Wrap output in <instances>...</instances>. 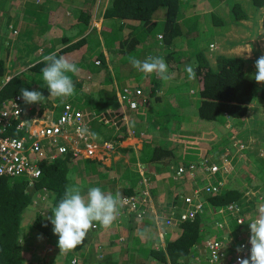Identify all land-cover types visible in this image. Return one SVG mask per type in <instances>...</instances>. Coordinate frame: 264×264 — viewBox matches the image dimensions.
I'll return each mask as SVG.
<instances>
[{
    "label": "trees",
    "instance_id": "16d2710c",
    "mask_svg": "<svg viewBox=\"0 0 264 264\" xmlns=\"http://www.w3.org/2000/svg\"><path fill=\"white\" fill-rule=\"evenodd\" d=\"M63 1L70 2L68 8L71 9L72 14L75 13V15H77L78 19H76L75 16L70 15L69 20H76L75 23L79 24L81 29L75 33L61 30L60 20H58V18H61V15H59L60 13H55V19L52 20V27H50L51 24L49 23L40 28L38 33L33 34V37H37V40L33 42V45L34 49L36 46V48H42L43 51H48L51 48H54L53 52L58 51V56L62 53H68L69 61H78L80 56H84L83 50H80L81 46L84 43H87V40L92 37L91 33L87 34V32H89V25H92V11L87 6H75V3H79L80 0H54V3L62 4ZM88 1L90 0H85V3ZM189 1L190 0L187 2H185V0H109L104 11V17H112L114 20L111 21L109 25H103L101 33L105 38L106 33L104 36L103 31L105 32L104 29L107 28V42L113 39L114 35L112 33H123V37L119 41L118 52L122 53V55H126L130 53L140 41L141 35L138 36L140 30L142 33L147 34L150 33L149 31L152 30L153 27H155L156 21L153 18V12L157 8L164 6L167 8L164 35L165 40L172 45L174 44L175 38L180 36L191 39L193 42L199 41L203 37V33H201L198 21L195 20L188 24V19L183 17L185 6H187ZM217 1L221 2L224 0H215V2ZM263 6L264 0H232L230 13L235 21L251 18L257 23L256 20L259 17L258 15H262L261 11ZM211 16L212 18L209 22L212 25L227 24L224 16L218 14ZM262 16L264 25V13ZM117 19L123 22V32L121 30L122 27L120 26L111 30V26L118 21ZM139 22L144 23L145 27L143 28L142 26L137 29ZM93 28L95 29L94 32L98 34L97 27L93 26ZM24 31H22L21 36L28 33ZM80 33L86 34L80 38L74 39V36ZM22 38H24V36H22ZM4 40V38H0V50L7 44ZM29 45L30 43L27 41L19 43L18 48L22 51V54L19 55L17 61L15 60L12 63V65L17 63L21 64V66L27 65L26 69H18V72H14L13 76L6 81L4 76L5 70L7 69L6 60L3 57H0V78L4 81L0 88V109H3V103L7 99H12L17 95L21 96L20 89L22 88L42 91L38 89V86L34 88L30 86L33 82V78L36 76L38 79L37 85L44 83L43 79H40L42 75L39 73L46 64L42 59L37 61L38 58L36 59V56L30 57L28 54L30 53ZM59 47L60 49L58 50ZM204 47L205 48L202 50L195 52L193 57L194 61L199 64V67L196 69V80L199 84L196 86V89L200 96V101L197 106L198 118L214 122L219 120L225 113L233 118H246L251 111L252 105L258 99L264 100V84L259 86V83L247 73L248 70H254L253 65H246L247 62L245 57L241 55H225L220 53L215 56L216 59L213 61L211 59L213 56H208L207 50L205 49H210L212 53H215V47L209 43H205ZM171 53L165 56V58H171ZM176 57L177 56L175 55L174 58ZM86 58L87 57H84V59ZM97 58L100 59V63L97 64L100 68L110 70L109 63H107L103 53H100ZM93 61L95 62V59H93ZM112 64H116L114 60L112 61ZM173 69L174 68H172V70ZM29 70H34L35 72L33 73ZM100 79L101 77L99 80ZM187 100L188 105H190L192 100ZM20 102L21 105L28 107V104L21 97ZM162 102L164 101L161 97L157 99L159 105H161ZM34 110H36V107L31 108L30 112ZM101 114L106 122L111 120L110 124H112L113 127L116 124L119 126L118 132L115 136H112L115 141L123 140L128 136V126L124 121L121 110L113 111L107 109ZM136 121V119L131 120L129 125L133 130H139L138 127L141 125L139 120L137 123ZM154 124L157 125L158 121ZM257 130H259V128H257ZM13 131L16 130L9 128L8 132ZM259 137L264 139L262 138L263 133L259 134ZM245 143L248 145L251 144L247 140ZM155 145L156 146H153L152 149L151 160H163L162 163L166 165L170 162L169 158L176 153V147H180L179 141L176 140V138H174V140L170 139L165 144H160L158 142L155 143ZM245 146L246 145L243 144L241 149L245 150L248 148ZM254 147H256V145H254ZM229 156L234 158L232 153ZM71 157L72 154L67 153V155L62 158L58 157L52 161L45 162L43 164V175L29 187L27 186L26 180H21L20 182L13 184L7 176L0 175V264H25L26 255L23 245L21 244V213L33 204L35 196L37 197L45 192L46 194L50 193L52 206L58 204L64 194L65 185L71 183V181L67 179L68 173L71 171V168L69 167ZM164 164H147L145 166L147 172L146 177L152 181L153 175H155L154 178L156 179L158 176L168 173L169 171H166L165 168H163ZM262 171H259L260 174L263 173ZM230 177L231 183H228L223 190L221 189L218 192L211 193L203 191L202 195L204 194V197L209 200L211 205L216 207L217 205L227 204L241 199L243 193L241 177L238 174H231ZM143 178L144 177L141 176L136 184L130 182L129 185L124 186L121 195H135L138 192L139 187H142L144 183ZM193 186L198 187L199 184L194 181ZM183 188L188 189L187 186ZM32 189L36 190L32 191ZM175 190L177 189H174L173 191ZM208 214L209 211L205 213V217L203 218L199 213L193 218L180 222V233L174 234V236L167 241L165 249L157 248L153 245L150 247V245L147 246L142 244L146 247L148 256L155 260H159L160 262H166L169 259L172 264H188L191 260H194L198 264H202L204 237L206 233H209L206 228H210L208 225V219L206 218ZM52 215L53 213L50 210L47 212L38 211L37 217L33 221L32 226L41 229L47 235L49 240L55 242L59 238L54 234V226L48 219V217ZM49 227H51V230H49ZM126 236H128V232H125L123 238L125 239ZM124 239L118 241L117 244L122 245ZM118 245L114 247V249L118 247L116 248V251L119 250ZM96 252L97 249L94 248L91 250V255H95V260H97L99 264H104L108 255L104 252V255L101 257L98 256L99 258H97ZM100 252H102V250L99 249L97 254ZM69 259L70 257H68L65 262L68 263ZM133 264L149 263L140 262Z\"/></svg>",
    "mask_w": 264,
    "mask_h": 264
},
{
    "label": "rangeland",
    "instance_id": "374dc122",
    "mask_svg": "<svg viewBox=\"0 0 264 264\" xmlns=\"http://www.w3.org/2000/svg\"><path fill=\"white\" fill-rule=\"evenodd\" d=\"M5 1V0H0V2ZM65 2V1H63ZM18 4V3H16ZM20 8V10H15V12L17 14H22L23 13V6L22 4L18 5ZM57 4L53 5V10L51 12V18L52 20L55 19V13L57 11H61L62 10H57L56 9ZM69 6H64V8H66L68 11H71L70 8H68ZM216 9H218L217 7H213V11H215ZM70 14V13H69ZM73 16L76 17V19H78L77 15H75V13L73 14ZM209 19L212 18L211 14H209L207 16ZM64 18V14L61 18H58V20H60V22H63ZM118 20V19H117ZM99 22V21H98ZM251 22V21H250ZM23 26H22V31L25 30V23H28L27 21H23ZM249 23V22H248ZM252 22L251 24H249L251 27L254 26V29H256L257 27L255 26V23L252 26ZM123 22L121 20H118L113 26H111V30H114L115 28H118L119 26L122 27ZM207 25V31L206 33L209 34V37H206L207 40L208 39H212L213 35L214 37L217 38H224V42H226L227 44L230 45H235L238 43V40L240 39H230L227 37V35L225 34L222 37H218L217 34L215 35L214 29H213V25L211 23H206ZM143 26V28L145 27L144 23L139 22L138 23V27L137 29L141 28ZM164 27V26H163ZM158 27L155 26L153 27L152 30H150V33H154V31H156ZM15 29V28H14ZM18 29V28H16ZM124 26L121 28L122 32H123ZM165 29V27H164ZM1 30L3 31V33H0V38H2V34L5 33L4 28H1ZM106 36H105V42L107 43V28L104 29ZM246 32L247 29H244ZM257 30H259V27L257 28ZM20 31V30H19ZM92 31V29H91ZM109 31V29H108ZM17 31H13L12 34L10 32H6V37L9 38L10 40V46L9 48L6 49L5 52H3L4 57L6 59L7 62V66L11 65V69L8 70L9 71V76H12L13 72H18V70H12V67L14 65L10 64V60L8 59V54H11V57L13 60H18L19 59V55L22 54V51L19 50L18 53L15 56V53H13L14 50L19 49L18 45L20 42L15 44V41H17V39H15V37L21 35L20 33L18 34ZM254 36H256L257 38H259V36L256 34V32H254ZM90 34V32H89ZM220 36L223 35V33H219ZM97 36V34L93 31L91 33V36ZM205 41L207 43H209V41ZM117 41V38H114L112 40L109 41V45H113L115 42ZM223 41V40H222ZM253 46H255L254 48V52L250 55L245 57L246 60V65H253L254 70H248V75L253 77V74L256 72V68H255V63L256 60L261 57L264 56V41L262 40L261 43L257 42L255 43L254 41H252ZM14 45V47H12ZM107 45V46H109ZM12 47V49H10ZM88 45H86L84 47V49H87ZM83 49V50H84ZM258 51H260V54L258 53ZM171 52V51H170ZM97 53H100L99 51H97ZM151 53H154V51H152ZM1 56V54H0ZM7 56V58H6ZM110 56V54H109ZM14 57V58H13ZM175 57V56H174ZM111 59V56H110ZM77 60H72L71 62H75ZM166 62L168 64L169 59H166ZM86 66L89 65V67L93 70H88L90 71L92 74H87V75H81V78L84 76L85 78V82H84V86L83 81L81 82V85H78L77 82H80L77 77L76 74H72L69 73V75L72 77L74 83H75V94L70 96V97H65V98H61V97H52L49 96L50 93L47 89V87L45 86V83L39 84L38 89L42 90L41 92L44 94L45 98L43 99L42 102L40 103H33L30 104L29 106L31 107H36V110H38L37 108H40V112L42 113L44 108L47 109H53L52 110V119L56 120L58 118V115L61 111V108L64 104L65 101H70L75 108L79 107L84 114V118L85 120L88 122V126L90 125L93 133L95 136L99 137L101 136L100 132V127L103 125V123L105 122V119L103 117V115L101 114L103 111L108 109V104H112V107H114L116 105L117 102V98H116V93H115V88L114 87H109L111 85V81L113 80V78H110L109 76L106 77L103 81L106 82L105 83V87L107 88H103L102 89H96V87L98 85H91V89L90 86H88L87 81H90V78L93 76V74L97 73L100 67L98 65H96L94 63L93 60L89 61L88 64H85ZM169 66V70H171V73L174 71L176 73H178V70L181 69H185L186 66V62L183 61V65L180 67H176L175 69H173L174 71H172L170 64H168ZM27 65H22L21 66V70L22 69H26ZM130 67V65L128 63H123L121 65L122 69L128 68ZM18 69H20V67H18ZM106 70V69H105ZM136 70V69H135ZM24 71V70H23ZM30 72H35L34 70H29ZM139 74V73H137ZM42 75V74H40ZM6 78V76H5ZM137 78V79H136ZM132 77L131 80L126 81V82H121L122 80L119 79V82H121V85H130L132 87H135L138 84H141V77L140 76H136ZM184 78V77H181ZM35 79V77L33 78V80ZM42 79V78H41ZM35 81H38V79H36ZM140 81V82H138ZM170 84H167V88H172L173 90H169L166 91L167 92V99L163 100L164 106L158 105L157 103H155V109L157 112V116L160 117L161 123H158L157 125L155 124H149V123H145L143 125L142 129H145L144 131L141 130H137L140 131L137 134L135 132H133L131 130V127H129L131 120H135V119H142L143 114L140 113L139 108L141 107V109H143L144 107H146V103H143L138 109H134V110H130L128 109V112L130 113V116L128 117L127 120H125L127 126H128V136L121 140V141H117L115 147L111 150H105L99 151V155L100 158L101 156L103 157L102 161L105 160V163L108 162L110 159L113 160L114 162H116L115 156L118 155L119 157L121 156V153L123 154V161H125V157L126 155H131L133 154V152H129V149H125V148H129L131 147L132 149H134L133 146L137 145V139L140 138V142L142 140L145 139L146 142V150H143L140 152L139 147H137L136 149L139 151L138 154H136V162L134 164H136V170L132 171L131 168L127 169L128 173V177L130 179V181L133 184H136L139 179L141 178V176H147V172H146V167L144 165L150 164L147 163L145 160H148L149 157L152 158V151L149 147H151L153 149V146H156L155 143H160V144H165L170 140V136L171 134L177 133V135H172L173 138H176V140L179 141V145L180 147L178 148V146L176 147V153L174 154V157L172 156V161H170L169 163H171L172 168L170 167H166L165 170L169 171L168 173L163 174L162 176H158V178H154L155 175H153V182L151 181V179H148L147 183H143L142 187H139L138 192L135 194L136 198L140 201V199L143 196V192H145V189H148L149 193V197L151 198L150 202L148 204H141L140 207L141 209H143V213H141L142 210L138 209L136 211H134V213H132V211H123L120 217H117L116 219V225L113 224V226L111 225L110 227H107L105 230H102L103 226H101L99 224V227L90 231L89 235L91 237H93L95 239V241H93L91 244L95 245V244H99L102 243V245L106 243L108 245H112L110 247L114 248V246L118 245L117 241H118V237L120 235H125V232H128V236L125 237L124 239V243L119 246V250L114 251L113 253H111L110 255L108 253H106L108 255L107 260L105 261L104 264H133L136 262H142L143 259H146L145 254L148 253L146 247L142 244H145L147 246L150 245V247L152 245H154L156 242V238H157V232L159 231L158 229V224L156 223V220L158 218V220L161 222V219L164 218V215L166 213V211L173 206L174 204H177L175 201L178 200H182L181 197L184 194V191H188L189 189H185L183 187L187 186L189 188V185L193 184L192 181H190L189 179H187L186 177L180 176L178 175V172L176 173V170L178 168V165H181V162H187L189 161L191 158H195V156L197 155V153H199L202 149L204 150L203 147L208 146V148L215 146L216 148H212V149H208V151L211 153V156H213L216 160H219L218 157H216L217 155H221L223 153L226 152V150H229V155L232 153L234 155V158L230 157L229 155L225 158H223L224 160L228 159L231 163L230 169L228 171H224V174H218L215 176L216 180L218 179H222L225 182V187L228 185V183H231V174H238L241 177V183H242V189H243V199L244 200H250L253 201L256 196L257 193L260 192H264V190H261L264 188V139H261L259 137V134L263 133V137L264 138V100H260L258 99L251 108L250 113L248 114V116L246 118H233L231 117V121H227L226 119L223 121L222 124H216V122L213 123H207V120L204 119H200L198 118V122H194L193 119L191 118L189 121L184 120V118L179 115V114H175L179 113V106H181L182 108L185 109V115L186 116H190L192 115L194 112L195 114L197 113V106L199 104L200 101V96H199V92L195 87V93H193L192 91L191 94L188 95V91L189 88L187 86V84L184 81L181 80H177V78H172L170 81ZM4 81L2 82L3 85ZM1 84V83H0ZM261 84L264 83H259V86H262ZM2 85L0 86V88L2 87ZM144 89H146V85L148 86V83H146V85H144L143 83L141 84ZM179 85V86H178ZM178 86V87H177ZM177 87V88H176ZM176 88V89H175ZM188 88V90H187ZM47 90V91H45ZM85 90V91H83ZM152 90H154L156 94H159V88H155L152 87ZM196 96L193 98V96ZM188 99L192 100L190 102V105H186L187 101H184V99ZM264 98V97H263ZM114 101V102H112ZM28 104V103H27ZM55 104H57L58 106H55ZM186 105V106H184ZM149 108L146 109V111H148ZM152 112V111H151ZM151 112H149V114L151 115ZM182 113V112H181ZM156 116V117H157ZM139 117V118H138ZM155 117V118H156ZM223 115L221 116L222 119ZM130 119V121L128 122V120ZM182 121V122H181ZM128 122V123H127ZM212 122V121H210ZM226 122V123H225ZM107 123H109V128L107 127V129H104L102 131V136L99 137V139H104L103 137H109L112 138V136H115V134L118 132L119 130V126H117V124L113 127H111L110 123L111 120L107 121ZM179 123H181V125H179ZM108 125V124H107ZM176 125V126H175ZM179 127V129H178ZM182 127V128H181ZM257 128H259V130H257ZM178 129V130H177ZM200 129L202 131H200ZM204 131H206L205 133H203ZM116 132V133H115ZM214 132L216 133V135H220L219 138H215V140L219 139V142H214V140H209V139H205L206 137H215L212 136L214 134ZM179 133V134H178ZM150 139L151 142L148 143V140ZM201 140V141H199ZM204 140H207V144L203 143ZM246 140L251 143L250 145L246 144ZM193 141L194 142H198L199 146L202 148H199V151L197 149H193L192 145H193ZM202 142V143H201ZM151 143V144H150ZM215 143V144H214ZM149 144V145H148ZM205 144V145H204ZM244 145H248L247 149L243 150L241 149ZM254 145H256V147H254ZM245 146V147H246ZM135 151V149H134ZM185 152V154L183 153ZM193 152H197L196 155L193 154ZM151 155V156H150ZM198 156V155H197ZM171 159V158H169ZM84 160L85 159H78V160H71V162L69 163V167L71 168V170L74 172H78L83 178L78 177V181H80L81 179H84L85 182L88 180L87 175L81 171L82 170V165L84 164ZM97 162V167H99V169H103V165L105 166L104 161L102 163L101 160H96ZM153 161V160H152ZM163 160H158L157 162H154L159 164V165H163L162 163ZM232 162L234 164V167L232 166ZM221 163V162H220ZM107 165V164H106ZM130 165V163L128 164ZM131 167V166H130ZM125 165H123V167L120 165V170H115V172L118 175V179L121 181L122 177V170L125 169ZM128 168V166H127ZM263 169V171H262ZM262 171L263 173L260 174L259 171ZM71 172V171H70ZM72 173V172H71ZM250 174V176H249ZM249 176V178H248ZM102 178V177H101ZM248 178V180H247ZM185 179V180H184ZM21 178H19L17 180V182H20ZM184 180V181H182ZM115 183L117 184L116 180H114ZM124 181V180H123ZM13 184L17 183L16 179H12L11 181ZM84 182V183H85ZM187 182V183H186ZM82 182V184H84ZM173 184V185H171ZM176 184V185H175ZM199 184V183H198ZM259 184V185H257ZM27 186L29 187V185L27 184ZM254 186H262L259 188H256ZM46 189V188H45ZM174 189H177L175 191H173ZM183 189H185L183 191ZM36 189H32V191H35ZM258 190H261L260 192ZM181 192V193H179ZM49 194L43 193L42 195L39 196H35L34 202L33 204L28 207L27 209L24 210V212L21 213V225H31V223L33 222L34 218H36V214L38 212L39 209L44 210L43 212H47L50 208V203H51V197H49ZM50 198V199H49ZM204 199H206V197H204ZM142 202V201H141ZM181 203V202H180ZM154 204V206H153ZM182 206V204H181ZM209 204H206L205 209L200 213L201 216L204 218L205 217V213L207 212V209L209 208ZM255 206L257 207V204L255 203ZM247 211L250 212V214H254V216H256V211L252 210L251 208H249ZM258 212V211H257ZM140 213V214H139ZM259 214V212H258ZM219 215L217 214H212L209 213L206 217L208 219L209 225L212 228H206L209 233L205 235V237L207 235H223V238H227L228 236H237L240 237L244 234L247 235V232H242L239 230V228L235 227L233 222H232V218L230 217H225L223 218V216L218 217ZM258 216V215H257ZM155 221V225H153L151 227V230H149V228H146L145 230H140L142 228V225L144 223H146L147 219H150ZM227 218V219H226ZM140 223V224H139ZM230 223V227H227ZM222 224L223 227L222 228ZM33 225V224H32ZM31 225V227H32ZM125 226L127 228H125ZM27 228V226H26ZM30 228V227H29ZM174 227L168 226V227H163L160 230H163L164 233L169 234L168 236H170L173 232V234H178L180 233L179 229H174ZM49 230H51V227H49ZM125 231V232H124ZM147 232V233H146ZM172 234V235H173ZM89 236V237H90ZM245 236V235H244ZM117 237V238H116ZM171 237V236H170ZM170 237H166L165 241H168ZM154 240V243H152ZM147 243V244H146ZM161 242H158V245L161 244ZM140 245H142V248L139 247ZM156 245V244H155ZM154 245V246H155ZM82 247V245H80ZM106 246V244L104 245ZM106 246V247H107ZM79 247V246H78ZM118 248V247H116ZM52 250L48 249L46 255H43L42 257H47L48 259H53L56 258V254H58V250L55 249L51 252ZM82 253V252H80ZM77 254L79 256V258H81V260H83L84 258H86V262L89 264L93 263V260L90 261L87 257L89 256V253L86 252L85 256L84 255H80ZM203 256V260H202V264H212L211 262L207 261L205 259V255L202 254ZM60 264L64 263L63 262V255H60L59 257L56 258ZM71 259V257H70ZM69 259V262H70ZM88 260V261H87ZM46 262L49 261H45L44 264H46ZM52 264H58V263H54L52 262ZM83 264V263H82ZM94 264H99L97 262V260H94ZM152 264H159L158 261H155Z\"/></svg>",
    "mask_w": 264,
    "mask_h": 264
},
{
    "label": "crops",
    "instance_id": "0c3cea01",
    "mask_svg": "<svg viewBox=\"0 0 264 264\" xmlns=\"http://www.w3.org/2000/svg\"><path fill=\"white\" fill-rule=\"evenodd\" d=\"M188 0H185V2H187ZM18 3V4H16ZM109 3V0H90L87 3H85V0H80L79 3H75L77 7L81 6H87L91 9L92 11V25H89V29L88 31L90 33H92L95 29L93 28V26L95 24H97V30L98 28L101 29L100 33L97 34V36H93L91 38H89L87 40V43H84L80 50H83L84 47L86 45H88L87 49H84V56H80L78 58V61H75L74 63L76 64V66L79 68V72L76 73V77L80 82H77L78 85H81L82 81H83V86H84V82L86 81L85 78L86 77H82L81 75H87V74H92L90 71L88 70H93L89 67V65H85L88 64L89 61L95 59L96 55L99 54L97 53V51H99L100 53H103L105 55L106 61L107 63H109V68L110 70H105L106 68H99L96 70H99L97 73L93 74V76L91 77L90 81H87L88 86H90L91 89V85H98L96 87V89H102L103 88H107L105 87V83L102 79H105L106 77H110L113 78V80L111 81V85L109 87H114L115 88V93H116V98H117V102L116 105L114 107H112V104H108L106 106H108V109L110 110H121L122 112L125 111L124 107H122L119 99H118V90L122 89L124 86L126 85H121V82H126L132 79V77L136 76H140L141 77V84L143 83L144 85H146V83H148V86L146 85V93L145 95H147L146 98H144L142 100V103H146V107H144L143 109H141V107L139 108L140 113L143 114L142 119H139V123L141 124L138 129L141 131H144L145 129L143 128V125L145 123H149V124H154L158 121V123H161L160 117L157 116V112L155 109V103H157V99L161 97L162 100L167 99V92L169 90H173L172 88H167V84H170V82H165L162 81L160 78H158L155 74H148L145 75L141 72H139L137 69L135 70V68L133 67L130 58L131 57H135L136 59H140V60H145L147 57L149 56H159V57H163L166 61L165 56L169 55L171 52V58H169V62L168 64H170L171 69L172 68H176V67H180L183 65V61L186 62V65L192 64L194 59V55L195 52L202 50L204 47V44H208L207 42H205L207 40L206 37H209V34L206 33L207 31V25L206 23H210L209 21H211V19H209L207 16L209 14L213 15L214 14H218V15H222L226 18L227 24H215L213 25V29L215 32V35L217 34L218 37H222L225 34L227 35L228 38L230 39H239L238 43L235 45H230L227 44L226 42H224V38H217L214 37L212 39H208L207 41H209V44H213V46L215 47V53H212L210 51V49H205L207 50L208 56H213L211 59L213 61H215V56L218 54H225V55H241L243 57H247L250 56L253 52H254V47L252 41H254L255 43L260 42L263 40L264 41V25H263V13H264V6L262 8V15H258V19L256 20V22H254L253 19L248 18V19H241L240 21H235L230 13V6L232 3V0H224V1H217L215 2V0H190L189 3H187V6H185V10H184V15L183 17L188 19V24H190L192 21L197 20L201 33H203V37L199 40V41H194L191 39H187L184 36H180L175 38L174 40V44L172 45L171 43H168L165 40V21H166V16H167V8L162 6L157 8L154 12H153V18L156 21V25L158 28L156 29V31H154V33H142V31L140 30L138 32V36L141 35L140 37V41L138 42V44L134 47V49L126 54V55H122V53L118 52V47H119V41L120 39L123 37V33L120 32H115L112 33L114 35V38H117V41L113 44V45H109V42H105V38L103 37L101 31L103 29V25L105 24H110L111 21L114 20V18L112 19V17H104V11L105 8L107 6V4ZM22 4L23 6V13L22 14H17L15 12V10H20L21 7H19L18 5ZM54 0H5L0 2V33H3V31L1 30V28H4L5 33L2 34V38H4L5 42L7 43L1 50H0V57H4V53L6 51L7 48H9L10 46V39L6 37V32H10L12 34V30L14 28H18V34H22V26H23V21H27L28 23H25L24 25L25 30L24 32H28L23 34L22 36H24V38H22L21 35L15 37V39H17V41H15V44L18 42L22 41H27L28 43H30L29 48H30V53H28L30 55V57H34L36 56L37 61L42 59L43 57L46 55H49L50 53H52L54 50V48H51L48 51H43L42 48H36L34 49V45L33 42L36 41L37 37H33V34L38 33V31L40 30V28L44 27L45 25H48L49 23L51 24L50 27L53 26L52 24V19H51V12L53 10V5H54ZM70 2L65 1L62 4H57L56 9L57 10H62L61 11H57V13H60L59 15H61V17L64 14V18L63 22H60V29L61 30H66L69 33H75L78 30H80V25L75 23L76 20H69L70 15H73L70 11H68L66 8H64V6H69ZM213 7H217L218 9H216L215 11H213ZM70 13V14H69ZM182 17V18H183ZM99 21V22H98ZM254 24L255 26L258 28L259 30L254 29V26L252 24L253 27H251L249 24H251V22ZM249 22V23H248ZM164 26V27H163ZM192 26V25H191ZM49 27V28H50ZM52 29V28H51ZM92 29V31H90ZM244 29H247L246 32ZM20 30V31H19ZM89 32H87V34H89ZM254 32H256V34L259 36V38H257L256 36H254ZM219 33H223V35L220 36ZM86 33H80V34H76L74 36V39L80 38L81 36L85 35ZM159 34H163L162 38H159ZM26 35V36H25ZM21 36V37H20ZM111 38V37H110ZM223 40V41H222ZM72 42V41H71ZM262 44V43H261ZM109 45V46H107ZM14 47V45L12 46ZM12 47L10 49H12ZM32 49V50H31ZM60 49V47L58 48V50ZM19 49L14 50L13 53L16 54L18 53ZM152 51H154V53H156L157 55H154L153 53H151ZM171 51V52H170ZM258 53L260 54V51H258ZM111 59H110V56ZM61 55L65 56L67 59L69 58V54L68 53H62ZM177 56L176 58H174V56ZM84 57H87L86 59H84ZM90 57V58H89ZM7 58V56H6ZM14 58V57H13ZM89 58V59H88ZM8 59L10 60V64H12L15 60L12 59L11 54H8ZM35 59V60H36ZM6 60V59H5ZM28 60V59H27ZM69 60V59H68ZM115 61L116 64H112V61ZM36 61V62H37ZM35 63V62H33ZM123 63H128L130 65V67L122 69L121 65ZM7 65V62H6ZM18 67L21 68V64H14V66L12 67V70H18ZM11 69V65L7 66V69L5 70V74L4 76H6L5 81L8 80L10 77L13 76L14 72L12 73V76H9V71ZM38 71V70H37ZM174 71V70H172ZM139 73V74H137ZM169 73H171V70H169ZM173 73V72H172ZM174 78H177V80H181L184 81L188 88H189V94H191L190 91H192L193 93L196 94L195 92V87L198 84V81L195 79H188V75L185 71V69H181L178 70V73H176L174 71ZM39 74H42V72L40 71ZM37 77V76H36ZM35 77V79L33 80L32 84L30 87H36L38 84V81H35L37 78ZM40 77V76H39ZM101 77V79L99 80V78ZM184 77V78H181ZM42 78V76L40 77V79ZM119 79H121L122 81L119 82ZM137 79V78H136ZM138 81V82H140ZM2 78H0V86L2 85ZM28 86V85H27ZM179 86V85H178ZM177 86V87H178ZM102 87V88H100ZM152 87L155 88H159V94L154 93L155 91L152 90ZM176 87V88H177ZM29 88V87H27ZM175 88V89H176ZM187 88V90H188ZM31 90V89H29ZM151 92V93H150ZM196 97L195 95L193 96V98ZM157 98V99H156ZM188 99V97H187ZM187 99H184V101H186ZM114 102V101H112ZM190 102V101H189ZM165 102L161 103V106H164ZM158 104V103H157ZM30 105V104H29ZM140 105V106H141ZM159 105V104H158ZM188 105V101L187 104ZM184 105V106H186ZM180 107V112L175 114H179L181 115L184 120L189 121L191 118L193 119L194 122H198V116L197 113L195 114V112L190 115V116H186L185 115V109ZM149 108L148 111H146V109ZM38 110H40V108H37ZM47 108H45L44 110H46ZM43 110V111H44ZM52 110V109H49ZM132 111V110H131ZM152 111V112H151ZM149 112H151V115L149 114ZM182 112V113H181ZM157 116V117H156ZM156 117V118H155ZM139 118V117H138ZM227 119L225 116L222 117V119L220 118L216 122V124H222L223 121ZM138 121V119H136ZM136 121V123H137ZM182 122V121H181ZM210 122V121H208ZM207 122V123H208ZM108 124V125H107ZM112 127V124H110ZM179 125H181V123H179ZM176 126V125H175ZM107 127L109 128V123H107L106 121L103 123V125L100 127V134L101 136L102 131L104 129H107ZM182 128V127H181ZM179 129V127H178ZM177 129V130H178ZM133 132H135L137 134V132L135 130H132ZM116 133V132H115ZM179 134V133H178ZM215 134V133H214ZM172 135H177V133L171 134V136L169 137L170 139H173ZM215 137H207L206 139L209 140H214V142H219L218 140H215V138H219L220 135H212ZM127 139V138H126ZM125 139V140H126ZM140 138L137 139V145L133 146L134 149H132L131 147L129 148H125V149H129L130 153L133 152V154L131 155H126L125 157V161H123V154L121 153V156L119 157L118 155L115 156L116 162H114L113 160H109L108 162L104 163L102 161L103 164H105V166L103 165V169H99V167H97V162L94 159H85L84 160V164L82 165V170L86 175L88 180L85 182L84 179H81L80 181H78V177L83 178L78 172H75L74 174V178L73 180H71V183H76L78 184L81 188L82 191L86 194L88 188L90 187H101L104 191L106 192H112L113 194H115L116 192H119L122 194V190L124 186L129 185V183L131 182L129 177H128V173L127 169H130L132 171L136 170V164H134L136 162V154H138V150L136 149L137 147H139L140 152L143 150H146V142L145 139L142 140L140 142L139 140ZM201 141V140H199ZM207 140H204L203 143L207 144L206 142ZM151 142L150 139L148 140V143ZM202 143V142H201ZM151 144V143H150ZM204 144V145H205ZM215 144V143H214ZM149 145V144H148ZM193 149H198L201 148L197 143H195L193 141V145H192ZM152 151V148L149 147ZM205 150H208V146L203 147ZM185 154V152H183ZM197 152H193L194 155H196ZM151 156V155H150ZM197 156V155H196ZM174 157V155H173ZM98 160V159H96ZM170 161H172V157L171 159H169ZM147 163L150 164H154V162L158 161H152L151 157L148 158V160H145ZM130 163V165H128ZM107 164V165H106ZM164 164V163H163ZM120 165L123 167V165H125V169L122 170V177L121 181L118 179V175L115 172V170H120ZM128 166V168H127ZM131 166V167H130ZM146 166V165H144ZM166 167H170L171 163H169L168 165L164 164L163 168ZM115 169V170H114ZM74 171V170H73ZM164 171V169H163ZM102 177V178H101ZM117 182V184L115 183V181ZM124 180V181H123ZM82 182L84 184H82ZM173 185V184H171ZM176 185V184H175ZM154 206V204H153ZM44 211V210H42ZM147 222L144 223L142 225V228L140 230H145L146 228H149V230H151V227L153 225H155V221L150 219L146 220ZM116 220L113 222L114 225H116ZM112 224V226H113ZM140 224V223H139ZM23 227L22 229V233H21V238H23V248H24V252L26 255V263H30V264H44L45 261H49L46 262V264H52V262L54 263H59V261L56 259L57 257H59L60 255H63V262L62 264H66L67 262H65L66 259H68V257H71V262L67 263V264H72V259L74 257H78L79 256L77 254L80 255H84L86 254V252L89 253V256L87 257L90 261L93 260L94 264V260L96 259L95 255L92 256L91 255V250H93L94 248L97 249V252L100 250L104 251L105 253H108L109 255L111 253H113L114 251H116V248H112L110 247V245L106 246L102 245V243L99 244H91L93 241H95V239L93 237H91L89 234L87 236V238L84 241V244L79 247H77L76 249L67 251L63 254H61V250L58 247V240L53 242L51 240L48 239L47 235L39 228H33L31 227V225H22ZM27 226V228H26ZM30 227V228H29ZM165 226L161 225L160 227H158L160 230L161 228H163ZM125 228H127L125 226ZM177 229V228H174ZM173 229V230H174ZM91 231V230H90ZM125 232V231H124ZM164 232V231H163ZM147 233V232H146ZM173 234V232H172ZM168 236L169 234L165 233V236L163 238L160 237V235H157V238L155 240L156 243L163 241L162 244L166 243L165 239L166 237H170L172 238L174 236L173 235ZM90 236V237H89ZM118 238L120 236H117ZM116 237V238H117ZM58 238V236H57ZM169 238V239H170ZM154 243V240L153 242ZM155 243V244H156ZM141 247V245L139 246ZM58 250V254H56V258L53 259H48L47 257H42L43 255H46L47 250ZM51 251V252H52ZM96 252V256L98 257V254ZM146 259H143L142 262H147L149 264L154 263L155 259L150 258L148 256V253L145 254ZM88 261V260H87ZM99 261V260H98ZM79 263L78 264H88L86 262V258H84L83 260H81V258H79ZM136 263H140V262H136ZM159 263V262H158ZM90 264V263H89Z\"/></svg>",
    "mask_w": 264,
    "mask_h": 264
},
{
    "label": "clouds",
    "instance_id": "9594fccd",
    "mask_svg": "<svg viewBox=\"0 0 264 264\" xmlns=\"http://www.w3.org/2000/svg\"><path fill=\"white\" fill-rule=\"evenodd\" d=\"M94 26H97V24H95ZM100 30L101 29L98 28V34L100 33ZM13 31H17V29L15 28L13 29ZM162 37H163V34H159V38H162ZM99 54H97L95 57L94 63L96 65L100 63V59L97 58ZM130 60H131L133 67L145 75L155 74L158 78H160L162 81H165V82L170 81L174 76L173 73H169V66L163 57L149 56L145 60H140V59H136L135 57H131ZM43 62L46 64V66L41 69L42 79L50 93L49 96L65 98V97H70L74 95L75 94V83L72 77L69 75V73L76 74L79 72V68L76 66V64L74 62L69 61L63 55L58 56V51L52 52L49 55L44 56ZM198 67H199V64L196 61H194L192 64L185 66V71L188 75V79L192 80L196 78V69ZM255 68H256V72L253 74V78L255 79L257 83H264V56H261L256 60ZM126 86H130V85H126ZM136 87H141L143 88V91H144L143 94L138 98L139 105L137 108H130L126 106L120 101L119 96H118V99L122 107H124L125 109V111L122 112L124 121L127 120L128 117L130 116L128 109L130 110L138 109L142 103V100L147 97V95H145L146 90L141 84H138L132 88H136ZM120 91H122V89L118 90L117 95H119ZM20 92H21L20 97L26 103H28V107L21 105V102H20V105L25 109V112L21 116L14 118L12 126L10 128L15 129L16 131H13V132H15L16 134H27L32 141L37 139L40 136L42 137L41 142L44 144V148L51 147L50 144L48 143L51 139L41 136L40 133H38L37 129L43 125V123H41V120L45 119L47 115L52 116V112H53L52 110H54L55 108H53L52 110L46 109L42 113L40 112L41 109L30 112L31 108L33 107L29 106V104L40 103L43 101L45 96L41 91L28 90L26 88L20 89ZM55 106H58V105L55 104ZM124 115H126L127 118H125ZM223 116L227 118L226 119L227 121H231V116L228 115L227 113H225ZM35 118L37 120H34ZM129 121L130 119L128 120V122ZM20 122H23V125H19ZM208 123H213V122H208ZM135 131L137 132V130ZM200 131L202 130L200 129ZM205 132L206 131H204L203 133ZM76 133L77 135L85 136L89 134V129L86 126H81L76 129ZM95 137H96V140L99 142H102L105 139L114 140L113 137L112 138L103 137L104 139H99V137L101 136L99 137L95 136ZM116 143L117 141H115V145ZM212 148H216V147L212 146L208 149L210 150ZM197 150L199 151V148ZM228 152L229 150H226L225 153L221 155H217L216 157H218L219 160H216L213 156H211V153L207 149L206 150L202 149L199 153H197L198 156H195V158H191L187 162H184V161L181 162V165H178L176 173L178 172V175L183 176V177L187 176V179L189 180L191 179L190 181H192L193 183L194 181L197 180L196 182L199 183L198 187H202L203 185L207 183L208 180H211L212 182L218 183L220 185L219 191L221 189L223 190L225 188L224 180L222 179L216 180L215 176L218 174H224L225 170H222L223 169L222 168V169L217 170L215 173L213 172L208 173L206 172L205 167L206 165H209L212 162H217L219 165L221 164L223 166L224 164L223 158L228 156ZM67 153L72 154V157H71L72 161L78 160V159H99V160L103 159V157L101 158L100 157H89V156H84L82 154L76 155L73 149L69 147L67 151L61 153L55 158L51 157L52 153H50L47 157L42 158L40 160V165L42 167V173L38 177H34L33 179H31V178H28L26 174H19V175H14V176H8L6 174H2V175L7 176L10 179V181H12V179L14 180L16 179V182L19 178H21V180H26L27 184L31 186L35 183L36 180H38L43 175L44 173L43 164L45 162L52 161L58 157L62 158L66 156ZM71 160L69 161V163L71 162ZM191 163L197 164V169L194 175H192L191 173L192 170L189 168V165ZM232 166L234 167L233 162H232ZM180 167H183V171L181 173H179ZM72 172L73 173L71 172L68 173V176H67V179L70 181L74 179L75 172L74 171ZM205 172L208 174H206ZM192 186L193 184L189 185L188 191L187 190L184 191L186 188L183 189L184 194L181 197V199L183 198L182 200L175 201L180 206L179 208L186 207V204L183 203L184 195L192 192ZM254 187L256 189L262 186H254ZM261 190H264V188ZM261 190H258V191L260 192ZM123 196L119 192H116L115 194H113L110 191L106 192L101 187H98V186L88 188L87 193L85 194L82 191V188L78 184L76 183L66 184L64 194L56 206H52V199H51V203H50L51 205H50L49 210L53 213V215L48 217V219L51 221L52 225L54 226L53 227L54 234L57 235L59 238L58 247L61 250V254L67 251L76 249L80 245H83L90 230L92 231L98 228L99 224L103 226L102 230H105L107 227H110L113 224V222L117 219V217L121 216L124 210L129 211L127 207L123 205L124 204ZM49 197H50V194H49ZM257 197H258V193H257L256 198L253 201L244 200L243 193H242V197L240 200L232 201V202H239V203L242 202L244 204L243 206L245 207L244 209L245 212H249L247 211L249 208L256 211L255 212L256 216L252 214L256 218H254L251 222H250V219H246L244 223L241 222V224H239L237 223L236 219L232 218V216L230 215L226 216L225 214L219 212V208L222 206H225L226 204L217 205L215 207L210 204L207 198L204 199V194L200 196V199L203 200L204 202V207L200 210L199 213H201L205 209L206 204H209L210 206L207 209L209 213H212V214L215 213L219 215L218 217L223 216V218L230 217L232 218V222L235 227L239 228V230L242 232H247V235L244 234L245 236L242 235L240 237L233 235L231 237L228 236L227 238H223V235H217V234L208 235L204 237V245H203L204 250L203 251H204L205 256L208 255L207 252L205 251V243L209 238L223 239L227 243L228 253H227V256L221 260L220 264H230V263L232 264L234 263V259H235L234 255H236L238 251L240 250L238 247L240 240L242 238L249 236L251 233L250 241H249L251 244L250 258H240L239 264H264V204L259 205V208H258V204H257L258 198ZM255 203L257 204V207L255 206ZM38 211L43 212L42 209H39ZM257 211L259 212V214ZM132 213L134 212L132 211ZM141 213H143V209ZM199 213H197V215ZM36 217H37V214H36ZM35 219L36 218H34V220ZM156 223L158 224L159 227L161 225L165 227L171 226V227H174L180 230V227H179L180 222L174 225H168L165 222V217L161 219V222L157 218ZM32 224L33 222L31 223V225ZM95 224H97L96 227H95ZM22 227L23 226L21 225V228ZM227 227H230V223ZM210 228L212 227L210 226ZM222 228H224L223 224H222ZM158 235H160V237L163 238L165 236V233L163 232V230H159ZM121 236L123 235H120V237L118 238V241L124 239V238L121 239ZM22 243H23V238H21V244ZM162 243L159 245L158 243H156V245L155 244L154 245L157 248L165 249L167 241L164 244ZM102 255H104V251L98 254L99 257H101ZM215 258H216V254L213 253V260H215ZM74 259H76V261ZM205 259L209 261L207 257H205ZM78 261H79V258L74 257L72 259V264H78L79 263ZM157 261L159 262V264H172L169 259L166 262H160L159 260ZM25 264H30V263L25 262ZM212 264H215V263H212Z\"/></svg>",
    "mask_w": 264,
    "mask_h": 264
},
{
    "label": "built area",
    "instance_id": "2783aa9c",
    "mask_svg": "<svg viewBox=\"0 0 264 264\" xmlns=\"http://www.w3.org/2000/svg\"><path fill=\"white\" fill-rule=\"evenodd\" d=\"M143 92V88L141 87L132 88L130 86H124L118 96L120 101L126 106L137 108L139 105L138 98ZM24 112L25 109L20 105V95L12 99H7L3 103V109H0V175L6 174L8 176H14L26 174L28 178L33 179L42 173L40 160L47 157L50 153H52L51 157L55 158L67 151L70 147L76 155L82 154L89 157H100V150H111L115 147V141L112 139H105L102 142L96 140L90 125L88 126V122L84 118L83 111L79 108H75L70 101H66L63 104L56 120H53L50 115H47L45 119L41 120L43 125L39 127L37 131L41 136L51 139L48 142L51 146L49 148H44V144L41 142L42 137L40 136L32 141L27 134L8 132L14 118L21 116ZM124 117L127 118L126 115H124ZM34 120L37 119L35 118ZM19 125H23V122H20ZM81 126H86L89 129V134L85 136L77 135L76 129ZM230 166V161L226 159L224 160L223 166L221 164L219 165L217 162H212L206 165L205 170L208 173H215L222 168V170L228 171ZM189 168L192 170V175H194L197 164L191 163ZM182 171L183 167H180L179 173ZM143 177L145 183L150 182L146 176ZM219 189L220 185L211 180H208L202 187L192 186V192L184 195L183 203L186 204V207L179 208L180 206L178 204L171 206L164 215L165 222L168 225H174L195 217L204 207V202L200 199L203 191L211 193L218 192ZM148 193V189H145L140 201L135 195H124L123 205H125L129 211L134 212L137 209L138 211L142 210L140 205L148 204L151 200ZM257 198L259 208V205L264 204V192L258 193ZM243 205L242 202H231L220 207L219 212L226 216H232L239 224H241V222L244 223L246 219H250L251 222L256 217L249 212H245V207ZM96 226L97 224H95V227ZM250 235L240 240L238 245L240 250L234 255L235 264H239L240 258H250ZM121 239H123V236H121ZM227 250V243L223 239L209 238L205 243V251L208 254L206 257L210 262L215 264L221 263V260L227 256ZM213 253L216 254L215 260H213ZM74 260L76 261V259ZM188 264L198 263L191 260Z\"/></svg>",
    "mask_w": 264,
    "mask_h": 264
}]
</instances>
